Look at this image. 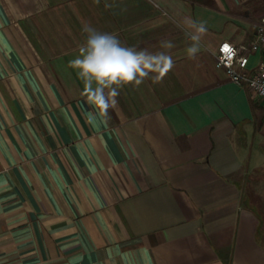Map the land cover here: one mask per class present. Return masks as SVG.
Returning <instances> with one entry per match:
<instances>
[{
	"label": "crops",
	"instance_id": "1",
	"mask_svg": "<svg viewBox=\"0 0 264 264\" xmlns=\"http://www.w3.org/2000/svg\"><path fill=\"white\" fill-rule=\"evenodd\" d=\"M263 18L264 0H0V264H264V98L217 65L228 41L258 69ZM85 24L170 39L175 67L101 115L67 67Z\"/></svg>",
	"mask_w": 264,
	"mask_h": 264
},
{
	"label": "clouds",
	"instance_id": "2",
	"mask_svg": "<svg viewBox=\"0 0 264 264\" xmlns=\"http://www.w3.org/2000/svg\"><path fill=\"white\" fill-rule=\"evenodd\" d=\"M191 22L187 27L194 29L191 45L185 48L189 60L196 59L201 51V39L207 32L204 21ZM87 33L78 54L67 67L72 69L83 83L81 95L101 115L118 104L119 89L126 86L139 87L145 80L153 84L161 83L174 69L175 61L171 50L175 44L170 39H162L157 51L148 48L126 46L115 33L102 32L85 24Z\"/></svg>",
	"mask_w": 264,
	"mask_h": 264
},
{
	"label": "built area",
	"instance_id": "3",
	"mask_svg": "<svg viewBox=\"0 0 264 264\" xmlns=\"http://www.w3.org/2000/svg\"><path fill=\"white\" fill-rule=\"evenodd\" d=\"M254 48L264 49V18L259 26L258 39ZM225 49L229 51H225ZM217 65L226 69L232 82L237 84L246 82L258 96L264 98V58L258 69L250 72L248 70L249 57L242 54V49L225 41L219 47Z\"/></svg>",
	"mask_w": 264,
	"mask_h": 264
},
{
	"label": "snow or ice",
	"instance_id": "4",
	"mask_svg": "<svg viewBox=\"0 0 264 264\" xmlns=\"http://www.w3.org/2000/svg\"><path fill=\"white\" fill-rule=\"evenodd\" d=\"M225 51H229L228 49H225Z\"/></svg>",
	"mask_w": 264,
	"mask_h": 264
}]
</instances>
